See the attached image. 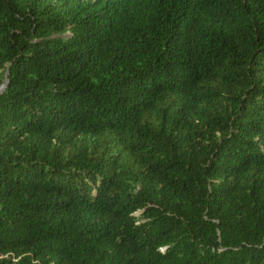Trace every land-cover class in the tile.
Listing matches in <instances>:
<instances>
[{"label": "trees", "instance_id": "trees-1", "mask_svg": "<svg viewBox=\"0 0 264 264\" xmlns=\"http://www.w3.org/2000/svg\"><path fill=\"white\" fill-rule=\"evenodd\" d=\"M0 264H264V0H0Z\"/></svg>", "mask_w": 264, "mask_h": 264}, {"label": "water", "instance_id": "water-1", "mask_svg": "<svg viewBox=\"0 0 264 264\" xmlns=\"http://www.w3.org/2000/svg\"><path fill=\"white\" fill-rule=\"evenodd\" d=\"M2 91V88L0 89V92Z\"/></svg>", "mask_w": 264, "mask_h": 264}]
</instances>
